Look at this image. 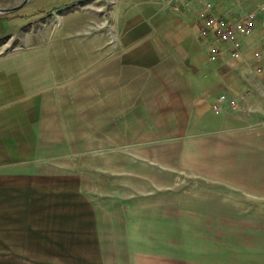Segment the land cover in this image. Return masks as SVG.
Instances as JSON below:
<instances>
[{
  "label": "rangeland",
  "instance_id": "1",
  "mask_svg": "<svg viewBox=\"0 0 264 264\" xmlns=\"http://www.w3.org/2000/svg\"><path fill=\"white\" fill-rule=\"evenodd\" d=\"M247 1L68 0L0 39L63 58L61 142L0 173V264H264V198L218 183V129L183 118L149 56L119 77L152 23Z\"/></svg>",
  "mask_w": 264,
  "mask_h": 264
},
{
  "label": "crops",
  "instance_id": "2",
  "mask_svg": "<svg viewBox=\"0 0 264 264\" xmlns=\"http://www.w3.org/2000/svg\"><path fill=\"white\" fill-rule=\"evenodd\" d=\"M64 1L68 0H30L8 9L0 14V39L13 37L31 17ZM259 1L249 0L245 9L235 11L218 5L214 12L233 20L254 10ZM202 11L152 23L151 38L138 41L131 60L120 57L119 77H125L127 63L136 67L149 56L152 70L166 74V94L175 97L178 110L189 113L183 118L208 131L218 129V183L264 198V13L257 11L251 33L238 36L235 52L214 33H201ZM213 47L220 50L215 58ZM103 71L104 79L110 80L109 66ZM62 75V56H0V173L41 159L40 144L61 142L52 130L62 120L52 113L60 110L58 102L62 104Z\"/></svg>",
  "mask_w": 264,
  "mask_h": 264
},
{
  "label": "built area",
  "instance_id": "3",
  "mask_svg": "<svg viewBox=\"0 0 264 264\" xmlns=\"http://www.w3.org/2000/svg\"><path fill=\"white\" fill-rule=\"evenodd\" d=\"M257 11L264 13V0L255 9L244 12L237 16L235 19L230 20L224 14H218L214 12L212 3H207L202 11V15L205 18V23L201 27V33L212 32L217 38H220L226 42H229L232 47L238 51L239 45L238 36L240 34H249L256 27V14ZM264 24V19L262 20ZM220 54V50L217 47H213L211 50V58H215ZM223 99V97H220ZM217 107H219L217 105Z\"/></svg>",
  "mask_w": 264,
  "mask_h": 264
}]
</instances>
